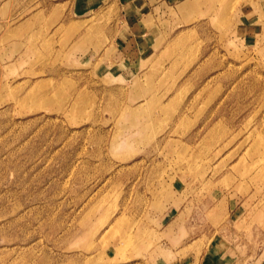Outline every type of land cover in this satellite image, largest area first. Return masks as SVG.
Here are the masks:
<instances>
[{"label":"rangeland","instance_id":"rangeland-1","mask_svg":"<svg viewBox=\"0 0 264 264\" xmlns=\"http://www.w3.org/2000/svg\"><path fill=\"white\" fill-rule=\"evenodd\" d=\"M213 1L125 78L115 2L0 0V264H264V0Z\"/></svg>","mask_w":264,"mask_h":264},{"label":"crops","instance_id":"crops-1","mask_svg":"<svg viewBox=\"0 0 264 264\" xmlns=\"http://www.w3.org/2000/svg\"><path fill=\"white\" fill-rule=\"evenodd\" d=\"M88 8L93 5L115 2L119 14L115 33L109 43L108 58L104 66L114 75L128 77L141 68V62L156 50L163 25L160 19L187 20L208 6L213 0H78ZM241 22V21H240ZM241 27V25H240ZM246 27V28H251Z\"/></svg>","mask_w":264,"mask_h":264}]
</instances>
